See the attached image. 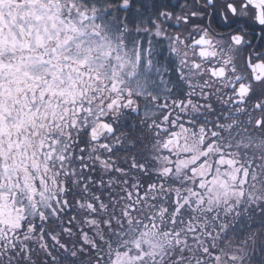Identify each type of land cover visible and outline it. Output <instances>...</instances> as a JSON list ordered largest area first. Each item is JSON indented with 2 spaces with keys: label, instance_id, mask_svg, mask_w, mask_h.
<instances>
[{
  "label": "snow or ice",
  "instance_id": "obj_1",
  "mask_svg": "<svg viewBox=\"0 0 264 264\" xmlns=\"http://www.w3.org/2000/svg\"><path fill=\"white\" fill-rule=\"evenodd\" d=\"M0 264H264V0H0Z\"/></svg>",
  "mask_w": 264,
  "mask_h": 264
}]
</instances>
